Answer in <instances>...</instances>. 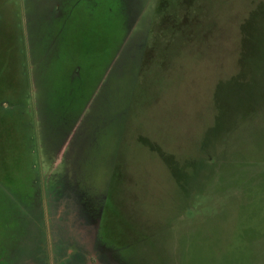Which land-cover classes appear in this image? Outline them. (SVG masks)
<instances>
[{"label": "rangeland", "instance_id": "rangeland-1", "mask_svg": "<svg viewBox=\"0 0 264 264\" xmlns=\"http://www.w3.org/2000/svg\"><path fill=\"white\" fill-rule=\"evenodd\" d=\"M0 264H264V0H0Z\"/></svg>", "mask_w": 264, "mask_h": 264}]
</instances>
